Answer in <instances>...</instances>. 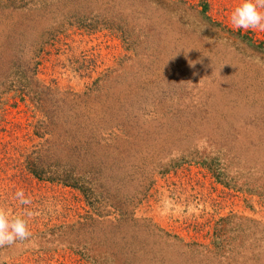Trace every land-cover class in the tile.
Here are the masks:
<instances>
[{
	"label": "rangeland",
	"instance_id": "rangeland-1",
	"mask_svg": "<svg viewBox=\"0 0 264 264\" xmlns=\"http://www.w3.org/2000/svg\"><path fill=\"white\" fill-rule=\"evenodd\" d=\"M44 1L45 21L25 32L28 73L51 93L102 77V92L133 98L147 139L114 190L124 215L95 212L28 168L53 136L28 97L0 87V207L33 212L32 238L0 248V264H264V123L248 120L264 110V31L233 28L240 0H117L126 40L102 25L57 23L54 35L50 13L58 22L70 5Z\"/></svg>",
	"mask_w": 264,
	"mask_h": 264
},
{
	"label": "trees",
	"instance_id": "trees-1",
	"mask_svg": "<svg viewBox=\"0 0 264 264\" xmlns=\"http://www.w3.org/2000/svg\"><path fill=\"white\" fill-rule=\"evenodd\" d=\"M58 1L70 7L62 8L58 22L57 12L50 13L54 35L57 23L86 29L102 25L119 32L126 40L128 15L122 10L109 11L117 0ZM93 1L95 9L90 6ZM44 7H47L44 0H0V74L6 73L0 87L17 91L22 100L28 97L46 117L47 128L40 136L47 133L53 136L31 151L35 155L28 168L40 178L76 188L95 212L104 203L115 206L124 215L122 204L118 206L115 202L118 198L114 190L120 185L119 174L131 166V159L141 151L139 145L147 139L144 128L137 123V115L127 108L133 98L102 92V77L82 92L42 91L43 87L28 73L32 58L28 56L24 37L27 29L45 21L48 14ZM44 40L35 48L39 49ZM48 102L50 106L46 105ZM248 120L264 123V110L252 118L248 116ZM221 144L229 148L227 142Z\"/></svg>",
	"mask_w": 264,
	"mask_h": 264
},
{
	"label": "clouds",
	"instance_id": "clouds-1",
	"mask_svg": "<svg viewBox=\"0 0 264 264\" xmlns=\"http://www.w3.org/2000/svg\"><path fill=\"white\" fill-rule=\"evenodd\" d=\"M230 22L234 29L264 31V0H240V3L230 13ZM14 199L21 206H30L32 198L25 190L18 188ZM33 212L25 207L21 214H13L8 209L0 207V248L5 246L19 247L30 241L33 233L29 227V218Z\"/></svg>",
	"mask_w": 264,
	"mask_h": 264
}]
</instances>
